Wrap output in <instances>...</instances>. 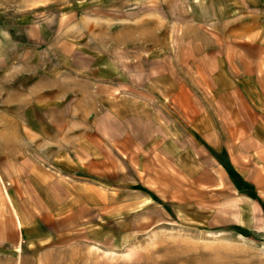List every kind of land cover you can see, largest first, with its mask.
<instances>
[{"label": "crops", "instance_id": "crops-1", "mask_svg": "<svg viewBox=\"0 0 264 264\" xmlns=\"http://www.w3.org/2000/svg\"><path fill=\"white\" fill-rule=\"evenodd\" d=\"M29 1L0 0V229L99 243L173 204L264 224V2L118 0L87 49Z\"/></svg>", "mask_w": 264, "mask_h": 264}, {"label": "rangeland", "instance_id": "rangeland-1", "mask_svg": "<svg viewBox=\"0 0 264 264\" xmlns=\"http://www.w3.org/2000/svg\"><path fill=\"white\" fill-rule=\"evenodd\" d=\"M29 2L31 4L32 0ZM117 2L59 0L56 12L51 8L38 10L36 19L49 18L48 27L53 24L54 30L59 29L62 36L75 33V41L89 49L90 42L100 43L101 34L111 36L118 29L114 23L103 26L99 23L101 19L94 18L92 13L104 6L116 7ZM27 5L23 0V7ZM50 18H54V23ZM101 29L104 31H99ZM90 31L95 32L97 39L90 38ZM102 41L110 44L113 39L108 37ZM49 56L44 55L45 63H50ZM2 203L3 199L0 210ZM237 206L234 215H220L200 214L189 209L188 213L180 212L173 204L169 217L154 229L134 232L117 233L116 224L109 221L106 232L92 231L98 238L104 233L108 235V240L99 243L82 237L72 239L66 230L61 231V227L57 229V225L52 224L60 221L23 216V233L12 231L10 237L0 229V264H264V224L246 222L239 214L240 205Z\"/></svg>", "mask_w": 264, "mask_h": 264}]
</instances>
